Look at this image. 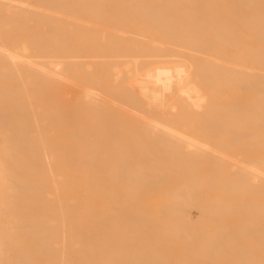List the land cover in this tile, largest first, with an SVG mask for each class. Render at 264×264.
Wrapping results in <instances>:
<instances>
[{
	"label": "bare ground",
	"instance_id": "obj_1",
	"mask_svg": "<svg viewBox=\"0 0 264 264\" xmlns=\"http://www.w3.org/2000/svg\"><path fill=\"white\" fill-rule=\"evenodd\" d=\"M95 21L97 28L93 27ZM81 24H92L90 35L79 37L90 44L73 42L79 39L72 34ZM250 117L256 120L247 122ZM208 119L213 120L212 125L204 122ZM197 124H204L205 129ZM206 126L210 131L216 127L214 132L223 127L221 135L216 134L218 142L212 140ZM226 133L238 134L237 139L247 133L242 139L245 145L225 135L239 145L229 146L222 137ZM250 133L258 141V136L264 135V0H0V263L18 259L19 264H264V223L260 220L258 229L239 226L234 235L233 229H228L231 235L217 230L212 240L188 242L189 236L198 234L190 229L198 227L200 219L198 216L193 225L187 215L200 202L197 196L205 195L200 188L206 176L200 183L193 177L201 174H193L192 180L184 169L179 172L186 178L174 177L178 172L172 175L178 182L190 178L191 185L190 180L186 184L180 181L178 190L168 189V195L164 194L175 195L174 202L182 195V205L187 199L185 203L193 204H184L190 207H185L189 212H182L181 204L175 208L187 216L179 218L181 228L187 219L192 223L187 225L189 230L184 227L188 230L184 234L189 233L187 242L182 240L185 236L183 242L176 241L173 234H183L179 226V232L172 225L173 234L169 233L173 220L165 217L170 223L161 224V219L156 220L160 207L155 208L160 213L155 220L148 214L152 222L160 220L159 224L144 228L150 232L163 224L159 230L168 232L163 241L167 243L170 235L175 237L174 244L161 247L154 244L155 238L151 239L153 245L140 244L137 252L139 245L133 246L135 251L128 254L126 247H118V238L119 242L132 238L128 242L134 245L150 236H141L136 242L133 235L140 232L132 233L129 227L128 236L119 232L117 238L116 234L126 225L122 215L134 212L133 199L151 195L162 179L153 150L155 155L163 150L164 161L170 153L167 162L178 159L189 170H195L194 162L199 158H203L201 165L211 161L208 167L202 166L211 168L213 162L224 169L229 192L241 195L248 190L253 194L252 189L259 188L264 195V157L234 159L224 152L223 141L236 152L235 148L247 147ZM146 138L153 146L160 142L157 145L162 147L154 149ZM162 160L159 163L163 164ZM197 182L202 186H196ZM197 188L202 196L195 194V203L191 200L194 195L188 194L198 192ZM228 194L224 195L227 200ZM235 201L232 203L237 205ZM204 203L200 206L205 209H201L209 212ZM198 205L195 207L200 208ZM171 206L168 204L171 209L166 210L171 212ZM119 211L123 224L116 216ZM166 214L168 211L162 213ZM198 228L205 233L207 227ZM237 233L244 239L242 246L235 243L239 241ZM247 234L251 236L245 241Z\"/></svg>",
	"mask_w": 264,
	"mask_h": 264
},
{
	"label": "rangeland",
	"instance_id": "obj_2",
	"mask_svg": "<svg viewBox=\"0 0 264 264\" xmlns=\"http://www.w3.org/2000/svg\"><path fill=\"white\" fill-rule=\"evenodd\" d=\"M97 20H98V18H97ZM98 21H99V20H98ZM82 22H83V21H82ZM82 22H81V23H82ZM90 25H91V26H90ZM90 25H89V26H88V25H85V26H84V25H82V24H81V25H78V26H77V31H76L74 34H72V36L74 35L75 37L77 36L76 38H79L80 36L82 37L83 35H87V36L90 35V30H91V28H92V24H90ZM83 26L86 27V29H85V28L83 29ZM96 26H99V24L97 23V25H96V21H95L93 27H96ZM87 27H88V28H87ZM96 28H97V27H96ZM75 37H74V38H75ZM74 38H73V40H74ZM73 40H72V41H73ZM73 42H74V44L76 43V44H80V45H81V44L84 45L85 43H89V44L91 43V41L83 40V39H80V38L77 39V40L75 39V41H73ZM84 42H85V43H84ZM83 43H84V44H83ZM252 119H255V120H256V118L250 117V118L247 119V120H248L247 122H252V121H253ZM208 120H209V119H208ZM208 120H207V121H204V122H206V123L208 124V123H211V122L213 121V120L211 121V119H210L209 121H208ZM249 120H251V121H249ZM210 121H211V122H210ZM256 122H257V121H256ZM197 125H199V126H198L199 128H201V129H205L204 127H202V126H204V124H203L202 126H200L201 124H197ZM208 125H212V123H211V124H208ZM208 125H207V126H208ZM207 126H206V127H207ZM215 126H217V125H215ZM219 127H220V126H219ZM247 127L249 128V126H247ZM209 128L211 129L210 126H209ZM209 128L207 127L206 129H208V130L210 131ZM215 128H216V127H215ZM215 128H213V126H212V129H213V130H211L210 132L212 133V138H213L212 140H213L214 142H218V138H219V137H217L216 134H218L217 132H219L218 136H220V135H221V134H220L221 131H219V130H222L223 127H222L221 129H219V128L217 127L218 130H216V132H214ZM212 131H213V132H212ZM221 133H222V132H221ZM234 133H235V132H234ZM235 134H236V133H235ZM245 134L247 135V133H245ZM245 134H244V135H245ZM250 134H252V133H250ZM214 135L217 137V140H216V137H215V139H214ZM225 135H229L230 138L233 136L232 140H234V137H235L236 139H237V137H239L238 134H237L236 136H235L234 134L231 135L230 133H229V134L226 133V134H224V135L222 134L223 140H224V141L226 142V144H228V145H229V143H230V145H231V144L234 145V142H233L232 140H230L229 137H225ZM244 135H243V136H244ZM254 135H255V134H252V135H251L252 138H251L250 135L248 134V136L251 138V141H253V138H255ZM243 136H242V139H246V138H244ZM246 137H247V136H246ZM258 137H259V141H258V139L256 140V138H255V140L253 141L254 144L251 143V144H253L254 146H255L256 143H258V145H256L255 148H253V145H252L251 147L249 146V145H251V144H249L251 141H250V139H248V140L250 141L249 143H248V141H247V144H248V146H249V149H248L247 144H246L247 147L244 146L245 143H244V141L241 139V134H240V138L237 139V143H238V140L240 139V140H239L240 143H241L242 141H243V143H244V145H243V144H240V146L243 145L244 147L241 146L242 149H239V150H238L237 148H235V150H237V152L234 151V148H232L233 146L229 148L230 145L227 146V145L225 144V142L223 141V145H225V146H224V147H225L224 152H225L226 154H228V155H232V157L235 156L234 159H235V158H236V159H238V158H239V159H242V158H240V157H243V158H244V156H245L246 158L248 157V159H252L253 157H254V158L264 157V154H263V153H264V149H263L264 147L262 146V143L264 144V142H263V140H264V138H263L264 135H262V136H258ZM258 137H257V138H258ZM260 137L262 138L261 140H260ZM227 138H228V140H225V139H227ZM146 139H147V138H146ZM229 140L232 141V142H230ZM148 141L150 142L151 140L147 139V140H146V143H147ZM219 141H220V140H219ZM221 141H222V140H221ZM257 141H258V142H257ZM149 142H148V143H149ZM156 142H157V140H156ZM245 142H246V141H245ZM255 142H256V143H255ZM259 142H261V143H259ZM148 143H147V144H148ZM150 143H151L152 145H150ZM150 143H149V145H150V146H153V144H154L153 141H151ZM158 143H160V142H157V143H156V146H153L154 149H157V150H158V148L160 149V148L162 147L161 144L157 145ZM237 143L235 142V145H234L235 147H238V146H239V145L237 146ZM260 144H261V146H260ZM147 146H148V145H147ZM150 146H149V149L152 151V148H150ZM157 146H160V147L157 148ZM224 147H223V149H224ZM241 147H239V148H241ZM227 148H228L229 150H228ZM246 148H247V149H246ZM258 148H259V150H258ZM261 148H262L263 150H262ZM162 149H163V148H162ZM243 149H244L245 151H244ZM251 149H253L254 151H251ZM164 150H165V149H164ZM240 150H241V152H240ZM255 150H256V151H255ZM153 151L155 152L156 150H153ZM160 151H161V150H160ZM162 151H163V150H162ZM162 151H161L160 153H159V151H157V154H156V155L154 154V152H151V153H152V155L156 156V158H158L159 161L161 162L162 157H163V155H162L163 152H162ZM165 151H166V150H165ZM165 151H164V153H165ZM229 151H230V152L234 151V152L229 153ZM242 151H243V152H242ZM258 151H259V152H258ZM261 151H263V152H261ZM166 152H168V150H167ZM169 152H170V151H169ZM227 152H228V153H227ZM235 152H236V153H235ZM256 152H257V154H256ZM241 153H242V154H241ZM261 153H262V154H261ZM167 154L170 155V153H167ZM167 154H166V157H165V156H164V157H165L166 159H167V158L170 159L169 155H168V157H167ZM254 154H256V155H254ZM157 155H158V156L161 155V157H157ZM164 155H165V154H164ZM233 155H234V156H233ZM240 155H241V156H240ZM243 155H244V156H243ZM170 156H171V155H170ZM238 156H239V157H238ZM251 156H252V157H251ZM165 158H163V159H165ZM166 159H165V161H166ZM174 159H176V158H174ZM174 159H173V160H174ZM202 159H203V158H199V160H197L198 163H197V161L195 160V162H194V163H195V168H194L195 170H192L193 168H191L192 171H195L194 173H193L191 170H189V168H188L187 166H186V168H185V165L182 166L183 164L180 163V162H179L180 160H178V159H177L178 161L176 160V161H173V162H171V161H168V162H167V161H166L167 163H166L164 160H162V161H164V162H162L163 164H164V163L167 164V165L165 164L166 167H164L163 164L159 163L158 160L156 161V164L158 165L157 168H158L159 171H160V172L158 171V173H159V177L162 178L163 180L160 179V181H159L158 184L156 185L157 187L154 186L155 191H154L151 195H149V196H147V197H139V198H137V199H133V201L131 200L133 204L136 203V204L132 205V207H131V208L134 210V212H126L125 215H122V213H121L122 211L120 210L121 212L119 211V212H117L118 215L116 214V216H117L118 218L121 219V220H120L121 223H122L123 220H124V219H122L121 217H122V216H125V217H123V218L126 219L125 222H126V225H127V227H126L125 224H124L123 227L121 226L122 229L118 228L119 231H117L116 234L119 233V232H121L122 235H121V233H120V235H121L122 237H124V236H123V233L127 235V234H130L131 230H132V233H135V232H133V231H139L140 234L138 233V235H139L140 237H139L138 235H136V234L133 235V234L131 233V236L133 235V236L136 237V240H137L136 242H139V241H140V238L142 239L141 236H146V237H147V236L149 235V236H150V239L148 240V238L143 237V238H145V239H142L143 241L141 240V241L139 242V244H138V243H134V240H133V243H134V245H133L132 243L128 242V241H132V240H131L132 238H130V240H129V239H126V240L124 239L125 241L122 239L124 242L120 239V242H119V238H118L119 234H117V238H118V241H117V242L119 243V244H118V247H120V248H122V249L126 247V249H124V252H125V250H126L127 252H125V253H128V254H129V253H132L133 250L135 251V248L133 249V246H137V245H139V246L136 247V251H135V252H137V249H138V251L141 250V246H142V245H148V244L153 245V241L155 240V238H156V240H159V241H156V240H155V241H154V242H155L154 244L163 247V246L165 245V243H166V241L164 242L163 239L168 238V237H166V235H165L166 233L168 234V232H164V234H163L162 232L165 231V230H163V231H162V230H161V231L159 230L160 228L163 227V224H162L161 226L159 225V228H157V227H153V229H151L152 226H154L156 223L159 224V222H160V220L157 221V222H156V221H153V222H152V219L154 218L153 220H155V217H158V214H160L159 212H156L157 210L155 209V208H159V207H160L159 209H162V210H159V209H158V211H160L161 214L159 215L158 218H156V220L161 219L160 224H161V223H170L169 220H173V221H175V222L172 221L173 224L171 223V226H169V228H168V229L170 230L169 233H172V232H171L172 228H170V227H172V225H173V228H175V226H177V228H178V229L176 228V229H177L176 232H177V231L179 232V230L181 229L180 231L183 230V234H184V231H188V230H189V228H188L189 224L192 225V223L195 222L194 220L197 219L198 216H199L198 219H200V220L197 221V220H198V219H197V220H196V221H197L196 223H198V222H200V223H199V225L197 224V226H198V227H201V229H203L204 227H207L206 229H210V231H209V230H206V229H205V230L203 229V230L205 231V233H204V232H202V230L200 231L198 227L195 226V227L197 228V230H198V231H196V228L194 229L193 226H190V227H193L192 229H190L191 231H194L196 234H197V233L199 234V236H197L198 234H197L196 236H194L195 238H194V237H193V238H192V237L190 238V236H189V238L186 237L187 234L189 235L188 232H185V233H187L186 235H185V234L183 235L182 233H179V234H173V233H172V234L177 238L176 241H178V243H179V242L181 243V242H183V241H184V242H187L186 238H188V242H190V243H194L193 239H196L197 242H200V241L203 242L204 240H202V239H205L206 241H209L210 239L212 240V237H213L214 235H216V234L218 235V231H219V232L223 231V232H224V233L222 232L223 235H224V234H228V233H229V232H228V229H231V230L233 229V231H232L231 233H232V235H234L233 232L236 231V230L234 231V229H235V228L239 229L240 227L242 228V226H244V228L249 227L248 229H253L252 226L255 227L254 229H258V228L261 227L262 223H264V222H263V221H264V216H262V214L264 215V195H263L262 192L259 193V190H260V189L258 188V190L256 189V190H257V191H256L254 188L252 189V187H251V189H252V191H253V194H249L250 191H248V190H247L248 193H247L246 191H245V192H240V194L243 193V194H241V195L237 194L236 192L233 193V191L229 192V191H228V187H229V186H228V183H227L228 174H227V175L225 174L226 171H225L224 169H222V168H218L217 166H214L213 162H212L213 167H211L212 169H211V168H207V167L209 166L208 164H211V163H208V162H211V161H208V162H207L206 159H204V160H206V162L204 161V162L202 163V165H206L207 167H206V166L203 167V166L200 164V162L203 161ZM201 160H202V161H201ZM157 162H158V163H157ZM169 162H170V164H171V167H170V165H169V168H167ZM175 162H176V163H175ZM177 162H179L180 164H178V165L182 166L183 168H179L180 166H177V165H176ZM181 162H182V161H181ZM173 163H174V164H173ZM205 163H207V164H205ZM181 164H182V165H181ZM198 164H199V166L197 167V168H198V169H197L196 166H197ZM172 165H175V166H172ZM160 166H161V167H160ZM176 167L178 168V170H177ZM205 167H206V169H204ZM165 168H166V169H165ZM170 168H171V169H170ZM187 168H188V169H187ZM202 168H203V169H202ZM182 169H184V171L186 170V171H185V174H190V175H189L190 178L193 177V174H195V175H196V174H197V175H199V174L203 175V176L199 175V176H198L199 178H198V177H193L194 180L196 179L195 181H197L198 179H199V182H200V181H204V179H202V178H204V177L206 176L205 181L203 182L204 184H202V185H204L205 188H204L202 185L198 184V182H197V185H196V186H198V185L202 186L200 189L203 190L202 193L205 191V192H204L205 195H204V193H203L204 197H202V198L199 197V196H197V197H198V201H200V202H203V203H204V202L206 201L207 206H209V208H207L206 210H209L210 214H208V213H209L208 211L202 210V209H205V208H202V207H201L203 203L198 202V201H197V197H195V196H196L195 194L202 196V194H199V190H198V188H197V191H198V192L195 191L196 193L193 192L194 194L191 193V194H188V195H190V196L194 195L193 198H195L196 200L194 199V201H193V198H191V200H192V202H195V203H196V201H197V202L199 203L198 206H200V204H201L200 208L195 207L198 203L195 204V205L192 204V205L194 206V208H193L192 205H191L192 208H190V207H191L190 204H187V203H188L187 200H190V199H187V200H186L185 198H184V199H185L186 201H184V202H183V205H182V204H181L182 202H180V201H183V200H179L181 197H184V196H182V195L180 196V198H178V196H176L175 198H177V199H176V202H174V200H175V199H174V196H175V195H173V196L171 197L172 194L170 193L169 196H170L171 198H173V199H171V200L169 199L170 201L168 200L167 197H169V196H166V195H168V193H167V192H168V189H172V190H176V189H177V190H178V189L180 188V187H179V186H180L179 184H180V181H181L182 179H180L179 182H178V180H179L180 177H182V176L185 175L184 172H183V173H182V171L179 172V170H182ZM210 169H211V174H214V175H212L213 177H212L211 174H210ZM213 169H214V171L212 172ZM161 170H162V171H161ZM163 170H165L168 174L165 173V171L163 172ZM172 170H173V171H172ZM188 170H189V172H188ZM204 170H205V171H204ZM198 171H201V172H198ZM208 171H209V172H208ZM223 171H224V173H223ZM175 172L180 173L179 176L177 175V173H176V175H174ZM198 173H199V174H198ZM206 173H207V174H206ZM162 174H163V175H162ZM164 174H167V175L164 176ZM172 174L174 175V177L176 176L178 180L176 179V181H175V179H174V177H173ZM183 174H184V175H183ZM161 175H162V177H161ZM168 175H169V176H168ZM171 175H172V176H171ZM191 175H192V176H191ZM195 175H194V176H195ZM221 175H222V177H223V176H225V177H223V179H222V178H221ZM170 176H171V178H170ZM186 176H187V175H186ZM189 176H188V177H189ZM207 176H209L210 181H209V179L206 180V179L208 178ZM210 176L212 177V180H211V177H210ZM226 177H227V178H226ZM184 178H186V177L184 176ZM184 178H183V180H184ZM190 178H189V179L187 178L188 180H185V181H187L186 183L189 182ZM200 178H201V180H200ZM152 179H155V180L157 181V179H156L155 177H153ZM191 179H192V178H191ZM219 179H220V180H219ZM192 180H193V179H192ZM164 181H165V182H164ZM185 181H183V182L181 181V182H182V183H185ZM207 181H208V182H207ZM224 181H226V183H227V188H226V185H225L226 183H225ZM177 182H178V183H177ZM209 182H210V183H209ZM223 182H224V184H222ZM186 183H185V184H186ZM200 183H202V182H200ZM211 183H213V184H211ZM177 184L179 185L178 188H177ZM207 184H208V185H207ZM210 184H211V186H209ZM214 184H215V187L213 186ZM159 185H161V186H159ZM190 185H191V180H190ZM205 185H206V186H205ZM196 186L193 187V189L196 190ZM200 186H199V187H200ZM207 186H208V188H206ZM212 186H213V187H212ZM181 187H182V186H181ZM174 188H175V189H174ZM202 188H203V189H202ZM246 188H247V187H246ZM248 188H249V185H248ZM204 189H205V190H204ZM216 189L219 190L221 194L218 193V191H217ZM226 189H227V190H226ZM166 190H167V191H166ZM207 190H208V191H207ZM249 190H250V189H249ZM254 191H256V193H257V192H258V193L255 194ZM228 192L231 193L232 196H231L230 194H228ZM164 193H166V195H165ZM238 193H239V192H238ZM219 194L221 195V197H222V196H223V197H222V198H221V197H217V196H220ZM227 194H228V197H229V195H230V197H232V199H235L236 201H235V200L232 201V199H230V197H229L228 200H227V198H226L227 196H224V195H227ZM233 194H236V195H235V198H233V197H234ZM254 194H255V195H254ZM261 194H262V195H261ZM209 195H212V197L215 196V198H212V197H210ZM251 195H252V196H251ZM190 196L185 195V197H187V198L190 197ZM237 196H238V197H237ZM240 196H241V198H240ZM242 196H243V197H242ZM257 196H258V197H257ZM205 197H206V198H205ZM216 197H217V198H216ZM244 197H245V198H244ZM122 198H123V194H121V198H120V199H122ZM164 198H165V199H164ZM203 198H204V199H203ZM211 198H212V199H211ZM219 198H221V199H220V202H219ZM238 198H239L240 200H239ZM181 199H182V198H181ZM199 199H200V200H199ZM202 199H203V201H201ZM246 199H247V200H246ZM165 200H166V201H165ZM217 200H218V201H217ZM221 200H222V201H221ZM238 200H239V201H238ZM241 200H242V201H241ZM244 200H246V201H244ZM248 200H249V201H248ZM252 200H253V201H252ZM254 200L257 201V202H259V203H261V204L258 203V206H257V204H256V202H255ZM168 201H169V202H168ZM177 201H178V202H177ZM210 201H212L213 203L215 202V204H214L213 206H212L211 204L208 205V202H209V203H212V202H210ZM224 201H225V203H224ZM227 201H228V202H227ZM230 201H231V203L234 202V201H235V202L238 201V202H237V205H236V203H232V204H231ZM247 201H248V202H247ZM163 202H166L165 204H163V205H167V206H165V208H164V206L162 205ZM179 202H180V203H179ZM185 202H187V203H185ZM226 202H227V203H226ZM251 202H252V203H255V204H252ZM142 203H143V204H142ZM173 203H174V205H173ZM213 203H212V204H213ZM221 203H222V204H221ZM223 203H224L226 206H224ZM228 203H229V204H228ZM262 203H263V204H262ZM168 204H169V206H171V204H172L171 207H174V209L172 208V211H173L174 214L171 213L172 211L170 212V210H168V209H171L170 207L168 208ZM175 204H177V206H176ZM179 204H181L182 207H180ZM184 204L190 206V207L185 206V207H187V208H190V209H189V210H190V214H188V215L186 214L188 217L184 215L185 213L181 214V213L184 212V211H185V212H189V210L186 211L185 207H183ZM204 204H205V203H204ZM216 204H217L218 206H217ZM219 204H220L221 207L219 206ZM238 204H239V205H238ZM138 205H139L140 207H139ZM142 205H143V206H142ZM161 205H162V208H161ZM222 205H223V206H222ZM233 205H235L236 207L233 206ZM254 205H255L256 207H255ZM260 205H261V208H260ZM141 206H142V209L139 210V208H141ZM156 206H157V207H156ZM204 206H206V204H205ZM232 206H233V207H232ZM244 206H246V207H244ZM136 207H137L138 212L136 211ZM166 207L168 208L167 210H166ZM177 207H178V209H179V207H180V209L183 208V209H182V212H181L180 210H179L180 212H178V211H177L178 209L175 210V208H177ZM211 207H212V208H211ZM214 207H215V208H214ZM228 207H229V208H228ZM230 207H232V208H230ZM240 207H241V209H242V207H243V209H245V210L242 209L243 212L240 211V210H241ZM248 207H250V208H248ZM258 207H259L260 209H259ZM163 208H164V209H163ZM201 208H202V209H201ZM222 208H223V209H222ZM224 208H227V209L225 210ZM236 208H237V209H236ZM257 208H258V209H257ZM262 208H263V209H262ZM184 209H185V210H184ZM197 209H199V211H198ZM210 209H211V211H210ZM232 209H234V210H232ZM252 209H254V210H253V213H252ZM255 209H256V211H255ZM146 210H147V211H146ZM155 210H156V211H155ZM163 210H164V212H163ZM212 210H213V213H214V214L211 213ZM224 210H225V211H224ZM229 210H231V211H229ZM235 210H236V211H235ZM238 210L241 212L240 214H239V211H238ZM259 210H261V211L263 210V212H261V211H259ZM140 211H141L143 214H142ZM167 211H168V215H167V214H166V216H165V215H162V213L164 214V213H166ZM176 211H177L179 214H181V215L179 216L178 213H176ZM201 211H202V212H201ZM219 211H220V212H219ZM221 211H224V212H221ZM237 211H238V212H237ZM249 211H250L251 213H250ZM258 211H259L260 213L255 214V212H258ZM139 212H140V215H139L140 218L143 217V219H144V220L142 219V221H141V219H138V218L135 217V215H137V217H139V216H138ZM153 212H154V213H153ZM199 212H200V214H199ZM204 212H206L208 215L205 214ZM233 212H234L235 214H234ZM244 212H245V213H244ZM247 212H248V213H247ZM119 213H120V215H119ZM127 213H128V214H127ZM136 213H137V214H136ZM152 213H153V215H151ZM156 213H158V214H156ZM170 213H171V214H170ZM201 213H202V214H201ZM203 213H204V214H203ZM215 213H216V215H218V218H217V216H216V218H215ZM231 213H232V214H231ZM242 213H243V214H242ZM246 213H247V214H246ZM123 214H124V212H123ZM130 214H131V217L128 218V217L130 216ZM133 214H134V215H133ZM146 214H147V216H146ZM148 214H150V216H152V217H151L152 219L149 218L150 216H149ZM154 214L157 215V216H154ZM169 214H170V215H169ZM172 214H173V215H176V214H177V215H178V216L176 215L177 218L174 217V216H171ZM197 214H198V215H197ZM222 214H223V215H222ZM224 214H225V216H224ZM228 214H229V215H228ZM259 214H261V215H259ZM121 215H122V216H121ZM183 215H184L185 217L189 218L190 222H192V223H189V224H188V223H187L188 219H187V221H186V223H185L186 225H184V223H183L184 226H183V228H181L182 226H180V224L182 225V223H181V220H180L179 218L181 217V219H182ZM201 215H203V217H202ZM204 215H205V216H204ZM206 215H207L208 217H207ZM231 215H232V216H231ZM236 215H237V216H236ZM244 215H245V216L248 215L247 217H249V218L245 217ZM251 215H252V216L254 215L253 218H252ZM133 216H134V217H133ZM148 216H149V217H148ZM153 216H154V217H153ZM189 216H190V217H189ZM200 216L202 217V219L205 217V220H206V221H208V219H211V220H209V221H212V218H213L214 220H213L211 223H210L209 221L206 223L205 220H204V221L201 220V217H200ZM211 216H212V218H211ZM239 216H240V217H239ZM250 216H251V217H250ZM132 217H133V218H132ZM160 217H161V218H160ZM165 217H166V218H169V220H167ZM242 217H243V218H242ZM258 217H259V218H258ZM118 218H117V219H118ZM127 218L129 219V221H128ZM146 218H147V219H146ZM170 218H171V219H170ZM183 218H184V217H183ZM207 218H208V219H207ZM254 218H255V219H254ZM260 218L263 219V220H261ZM131 219H133L134 222L131 221ZM134 219H136V220H140V222H137V221H135ZM148 219H150V220H148ZM177 219H178L179 221H178ZM217 219H218V220H217ZM220 219H221V220H220ZM245 219H246V220H245ZM257 219H258V220H257ZM147 220L150 221V222H147ZM163 220H164V221L166 220V221L164 222ZM184 220H185V218H184ZM216 220L218 221V224L215 222ZM222 220H224V221H222ZM247 220H248V223H247ZM254 220H256L255 223H254ZM259 220H260L262 223H261V225L258 226V224H260V223H259ZM117 221L119 222V219H118ZM143 221H144V222H143ZM219 221H221V222H219ZM120 222H119V223H120ZM129 222H132V223H129ZM154 222H156V223H154ZM177 222H178L179 224H178ZM184 222H185V221H184ZM213 222H214V225H212ZM249 222H252L253 225H252V223L249 224ZM121 223H120V224H121ZM123 223H124V222H123ZM123 223H122V224H123ZM138 223H139V224H138ZM215 223L217 224V226H216ZM219 223H220V224H219ZM222 223H223V224H222ZM241 223H242V224H241ZM134 224H136V225H134ZM146 224H147V225H148V224H149V225L152 224L151 227H149L148 229H149V230L151 229L150 232H151L152 230H154V233H151V234H150V232H149L146 228H144V226H146ZM157 224H156V225H157ZM205 224H206V225H205ZM254 224H255V225H254ZM130 225H131L133 228H131ZM138 225H140V226L138 227ZM187 225H188V226H187ZM193 225H195V224L193 223ZM207 225H208L209 227L213 228V229L208 228ZM247 225H249V226H247ZM263 225H264V224H263ZM166 226H167V224H165V228L168 227V226H167V227H166ZM178 226L180 227V229H179ZM185 226H186V228H187L188 230H185V228H184ZM212 226H213V227H212ZM226 226H227L228 228H227ZM239 226H240V227H239ZM245 226H246V227H245ZM124 227H125V229H124L125 231H123V228H124ZM128 227H129V229H130V232H129L128 229L126 230V228H128ZM134 227H136V228L138 227V229L135 228L136 230H134ZM142 227H143V228H142ZM146 227H147V226H146ZM225 227H226V228H225ZM250 227H252V228H250ZM256 227H258V228H256ZM139 228H140V229H139ZM141 228H142V229H141ZM218 228H220V229H218ZM241 228H240V229H241ZM244 228H242V229H244ZM144 229H145V231H144ZM155 229H158V230L156 231ZM168 229H166V230H168ZM223 229H224V230H223ZM142 230H143V231H142ZM217 230H218V231H217ZM220 230H221V231H220ZM231 230H230V231H231ZM122 231H123V232H122ZM174 231H175V230H174ZM174 231H173V232H174ZM206 231H207V232H206ZM216 231H217V233H216ZM238 231H239V230H238ZM125 232H128V233H125ZM143 232H144V233H143ZM145 232H148V233H145ZM152 232H153V231H152ZM156 232H157V233H156ZM199 232H202L201 234H203L202 236H204V238L201 236V234H200ZM209 232H211L210 235H209ZM227 232H228V233H227ZM142 233H143V234H142ZM158 233H159V234H158ZM190 233H191V232H190ZM195 233H194V234H195ZM207 233H208V234H207ZM215 233H216V234H215ZM222 233H221V234H222ZM231 233H229V235H231ZM238 233H240V232H238ZM238 233H237L236 236L238 237V240H239V241H236L235 243L238 242L239 245L242 246V244L244 245V243H242L244 239H243V240H242V239H239V237H241V236H240V234H238ZM250 233H252V232H250ZM250 233L248 232V234H250ZM146 234H147V235H146ZM155 234H156V237H154ZM157 234H158V235L161 234V235L157 237ZM180 234H182V236H181ZM194 234H192L191 236H193ZM204 234H205V235H204ZM248 234H247V235H248ZM153 235H154V236H153ZM163 235H165V236L163 237ZM219 235H220V233H219ZM223 235H221V236L225 238V236H223ZM247 235L245 236V238H246V237L248 238V237L251 236V235H248V236H247ZM252 235H253V233H252ZM255 235H258V234L256 233V234H254V236H255ZM121 236H120V238H121ZM127 236H128V235H127ZM133 236H132V237H133ZM137 236H138V238H137ZM151 236H153L154 238H151ZM168 236H169V239H167V243H168V245L171 244V243L174 244L175 242H173V241H175V240H174L173 238H175V237L170 236V235H168ZM183 236H185V237H184V239H182V240H183V241H182L181 238H182ZM206 236H207V237H206ZM208 236H209V237H208ZM211 236H212V237H211ZM226 236H227V235H226ZM129 237H130V236H129ZM135 237H134V238H135ZM162 237H163V239H162ZM172 237H173V238H172ZM196 237H197V238H196ZM199 237H200V239H199ZM205 237H206V238H205ZM125 238H126V237H125ZM134 238H133V239H134ZM157 238L162 239L163 242H161L160 239H157ZM207 238H208V239H207ZM247 238H246L245 241L248 240ZM146 239H147V240H146ZM151 239H154V240H151ZM170 239H172V241H171ZM138 240H139V241H138ZM145 240H146V242H145ZM150 240H151V241H150ZM169 240H170V241H169ZM180 240H181V241H180ZM240 240H241V242H240ZM192 241H193V242H192ZM121 242H122V243H121ZM126 242H127L128 244H127ZM142 242H143V243H142ZM147 242H149V243H147ZM159 242H161V244H159ZM169 242H170V243H169ZM195 242H196V241H195ZM124 243L126 244V246L121 247V245H123ZM157 243H158V244H157ZM167 243H166V244H167ZM176 243H177V242H176ZM240 243H242V244H240ZM125 244H124V245H125ZM140 244H141V246H140ZM163 244H164V245H163ZM128 247H129V248L131 247V248H130V249H127ZM161 247H160V248H161ZM160 248H158V249L160 250ZM132 249H133V250H132ZM159 250H158V251H159ZM158 251H156V252H158ZM160 251H161V250H160ZM160 251H159V252H160ZM143 256H145V255H143ZM143 259H144V258H143ZM17 260H18V259H17ZM17 260H16V259L14 260L15 263H14V261L12 260L13 263H11V264H19V260H18V261H17ZM16 261H17L18 263H17ZM3 262H5V264H7V260H6V261H3ZM3 262H1V263L3 264ZM23 262H24V261H23ZM1 263H0V264H1ZM9 263H10V261H9ZM37 263H38V262H37ZM73 263H74V264H77L78 262L76 263V261H75V262H72L71 264H73ZM20 264H21V261H20ZM22 264H24V263H22ZM25 264H28V263L25 262ZM30 264H32V263H30ZM33 264H35V263H33ZM38 264H45V263H44V262H39ZM46 264H47V263H46ZM53 264H58V263H53ZM63 264H64V263H63ZM67 264H69V262H68ZM78 264H79V263H78ZM80 264H82V263H80Z\"/></svg>",
	"mask_w": 264,
	"mask_h": 264
}]
</instances>
